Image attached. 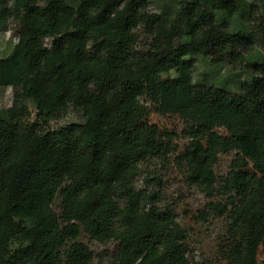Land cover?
I'll use <instances>...</instances> for the list:
<instances>
[{"label": "trees", "instance_id": "trees-1", "mask_svg": "<svg viewBox=\"0 0 264 264\" xmlns=\"http://www.w3.org/2000/svg\"><path fill=\"white\" fill-rule=\"evenodd\" d=\"M151 1L0 0V34L10 19L19 24L0 56V86L14 89L13 105L0 109V264H93L83 231L118 242L113 264H192L186 228L158 192L136 184L142 164L169 152L144 100L188 124L190 184L226 197L212 207L229 223L225 264H258L264 24L252 30L251 0H171L162 12ZM251 38L261 50L252 52ZM241 48L255 72L238 90L195 78L199 59L219 69L220 56ZM28 100L32 124L21 120ZM69 107L83 122L43 127ZM232 153L220 179L215 167Z\"/></svg>", "mask_w": 264, "mask_h": 264}, {"label": "rangeland", "instance_id": "rangeland-1", "mask_svg": "<svg viewBox=\"0 0 264 264\" xmlns=\"http://www.w3.org/2000/svg\"><path fill=\"white\" fill-rule=\"evenodd\" d=\"M170 1L152 0L150 9L154 12L165 11L169 8ZM251 2L253 4L251 25L252 30L257 33L264 24V4L260 0H251ZM18 33V22L10 19L8 29L0 34L1 57H6L11 53L16 44ZM142 39L146 43L144 35ZM254 41L256 40L251 38L249 44L253 53L262 49ZM247 51L241 48L235 50L231 55L220 56V60L224 64L219 69L213 65L209 66L202 59H199L194 69L195 78L216 83L224 81L229 89L238 90L239 83L246 80L252 72H255V67L246 60ZM13 103L14 89L0 86V109L11 107ZM25 105V113L21 120L25 124H32L37 119V109L31 100H28ZM143 105L148 111L149 122L164 138L169 152L163 159L151 160L142 164L137 177V186L142 189L149 188L151 192H158L159 206L170 208L179 222L186 228L188 233L186 244L190 251L189 258L192 264H225L221 248L230 237L228 233L229 223L227 218L220 217L215 213L212 207L219 201L225 203L226 197L222 198L221 194H210L191 185L188 181L187 166L182 159L185 148L190 142L188 124L178 116L162 113L157 104L152 101L144 100ZM81 122H83L82 112L69 107L66 112L51 120L47 125L43 124V127L54 130L63 125ZM215 131L218 134L227 135L224 129L219 128ZM234 155L235 153H232L220 157L215 167L220 179L225 178L230 173V165ZM249 171L259 176L252 167L249 168ZM60 197L61 192H58L54 202V209L59 213L61 212ZM81 241L93 251V264L114 263V256L119 249L118 242L100 243L85 231L82 232ZM258 264H264L263 247L259 248Z\"/></svg>", "mask_w": 264, "mask_h": 264}]
</instances>
